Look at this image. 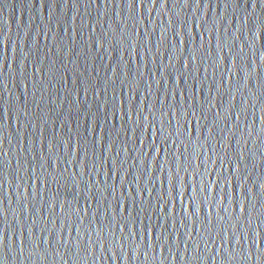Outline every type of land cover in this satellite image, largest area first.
Returning a JSON list of instances; mask_svg holds the SVG:
<instances>
[{"label":"water","instance_id":"obj_1","mask_svg":"<svg viewBox=\"0 0 264 264\" xmlns=\"http://www.w3.org/2000/svg\"><path fill=\"white\" fill-rule=\"evenodd\" d=\"M239 3L0 0L4 264H261L264 9ZM170 111L189 123L169 135L165 116L164 144ZM176 165L187 193L162 212ZM201 180L207 201L193 191ZM101 228L108 240L135 234L139 248L116 259L95 241Z\"/></svg>","mask_w":264,"mask_h":264},{"label":"snow or ice","instance_id":"obj_2","mask_svg":"<svg viewBox=\"0 0 264 264\" xmlns=\"http://www.w3.org/2000/svg\"><path fill=\"white\" fill-rule=\"evenodd\" d=\"M177 3H182L184 6L186 7H191L193 5H195V7H199V3H200V0H176ZM245 2V11L247 12V3H248V0H244ZM135 3H136V0H132V6L133 8H135ZM153 3H155V0H153ZM259 3H260V6L262 9H264V0H259ZM240 6V3H239V0H237V7ZM255 6V0H253V7ZM186 24V22H184ZM245 24H248V21L245 20ZM261 28L264 29V24L261 25ZM249 31H251V29H249ZM177 35H179V33H177ZM241 39V37L239 36H234L233 37V42L231 45H226V40L224 39H220L218 42H217V49H218V52H223L224 49H225V46H227L229 48V51H232L233 49L236 48L237 46V41H239ZM244 51V48L241 47L240 48V52L242 53ZM209 55H212V52H209L208 53ZM193 59H195V57H193ZM226 59V57H225ZM185 67H187V65H185ZM149 87H151V85H149ZM170 108H172V106L170 105L169 106ZM165 116H169L170 118L168 119L167 121V124L169 126V135H176L177 137L182 134L181 133V128H184L185 131H187V128L185 127L186 124L189 123V120H188V115L186 113H179V112H175V111H170L168 113H161V126L159 129H157V132L159 133V135L161 137L164 138V144H167L168 143V139L167 137H164V131H165V127H164V117ZM179 116H183L184 117V123L181 124V121L180 119H176V124L179 126L176 128L175 130V133H173L171 131V125H172V122H173V118L175 117H179ZM192 116L195 117L197 120H199L200 118L199 117H196L195 116V112L193 111L192 113ZM140 114L139 112L137 113V126H139V123H140ZM127 119L130 121L132 119V116L131 114H128L127 115ZM146 119V118H145ZM151 126H155V117L153 116V119L152 121L150 122ZM125 135H128V132L127 130H125ZM175 142V141H173ZM136 143L140 144L141 146H143V139H137L135 142H134V147L136 145ZM156 144H157V141L156 140H152V142L149 144V151H152L153 149H155L156 147ZM118 154V153H117ZM145 155H147V153H145ZM240 159H243V157H240ZM158 168H160L161 171H163V166L162 165H157ZM180 166L179 165H176L175 168H172L170 166L169 168V177H168V184H169V190H168V199H166L164 196H161L159 197V201L162 202V206L160 208V210L163 212L164 209L167 207L168 203L169 202H175L177 200L178 197H181L183 195H185L187 193V184L185 183L184 179L181 177V174H180ZM65 171H67V169H65ZM185 172L188 171L187 168L184 169ZM233 171H235V169H233ZM77 173H74L72 176L68 177L67 179L70 180L73 185H77L80 181H77ZM81 180H82V177H81ZM58 182V181H56ZM226 182H230V181H226ZM201 184H202V187L200 189H193L194 192H197L198 194L202 193L204 194V201H207L208 197H207V193L210 191L209 189V185L207 184H204L203 183V180H201ZM183 189V191L181 190ZM141 192L143 191V189L140 190ZM189 200L192 202L193 206L195 205L196 203V200H197V196L196 195H193V196H189L188 197ZM135 199V197L133 198ZM35 223V222H34ZM119 231L121 233H124L125 232V227H120ZM13 236H15V233L13 232L12 234ZM89 239H88V242L87 244L81 242L80 244V247H81V250H83L84 252H86L87 254H90V250L92 252V249H93V244H92V236L90 234H87ZM7 237L9 240L11 239L7 233H5L4 237ZM232 236L235 237L236 236V232L234 231L232 233ZM3 237V238H4ZM0 239V247H3V243H4V239ZM81 238H78V240H80ZM12 240V239H11ZM96 243L100 246L101 249L104 250V247L105 245L107 244V250L109 252H112L115 256L116 259H123L124 256H125V252H123V248L125 246H128L129 244L131 245H136V248L138 249L139 248V245L137 244V240H136V235L129 232L127 235H123V236H120L119 238H117L116 234H115V229H113L112 231V239L111 240H108L107 239V236L104 234L103 232V228L100 229V232L98 233L96 239H95ZM237 242H240V241H237ZM13 243H15V241H13ZM39 243L41 242H38V245ZM11 247V245H9ZM117 247H119L121 249V257H117L116 256V249ZM241 247H243V245L241 244ZM20 253L23 254L24 253V248L23 246L20 247ZM31 254V253H30ZM0 264H4V261L3 259H0ZM261 264H264V260L261 261Z\"/></svg>","mask_w":264,"mask_h":264}]
</instances>
